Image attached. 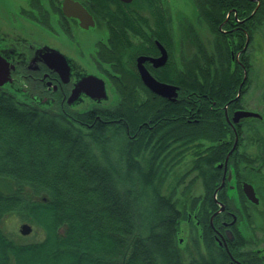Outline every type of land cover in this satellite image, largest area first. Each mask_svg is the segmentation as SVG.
I'll list each match as a JSON object with an SVG mask.
<instances>
[{
  "label": "flooded vegetation",
  "instance_id": "1",
  "mask_svg": "<svg viewBox=\"0 0 264 264\" xmlns=\"http://www.w3.org/2000/svg\"><path fill=\"white\" fill-rule=\"evenodd\" d=\"M20 1L24 7L12 15L25 25L28 34L20 37L11 29L3 33L0 27V56L10 72V82L1 88L20 92L27 101L54 107L58 114L73 119L82 99L95 106L100 103L85 95L67 103L72 90L87 75L102 79L107 88V81L112 85L111 79L121 76L115 72L118 67L122 75L133 72V88L141 100L145 101L149 92L175 102L181 89L175 84V75L182 73L186 121L197 122L204 113L196 108L197 101L208 103L217 125L210 138L214 143L205 138L210 134L204 133L203 140L192 146L202 145L198 148L201 157L212 145L223 155L216 164L211 191H205L207 181L195 178L196 172L187 184L195 179L193 186L199 180L201 190L192 195L195 189L189 188L185 197L197 204L183 222L191 238L189 250L196 256L197 247L205 263L264 264V0H72L91 16L93 26L87 29L77 18L63 14V0ZM47 10L48 18L44 15ZM38 28L53 32L54 45L40 43L39 35L31 38L32 33H39ZM78 32L92 37L81 42ZM45 47L65 57L67 76H62L59 59L58 72L44 63ZM113 54L117 55L112 59ZM139 58L148 60L138 64ZM195 60L200 65L193 70L197 85L191 81ZM140 68L155 81L176 87L174 100L152 93ZM191 153L188 149L184 157ZM191 156L193 165L200 156ZM199 210L208 213L206 222H200ZM180 232L184 229L178 236ZM183 241L178 238L179 243Z\"/></svg>",
  "mask_w": 264,
  "mask_h": 264
},
{
  "label": "trees",
  "instance_id": "2",
  "mask_svg": "<svg viewBox=\"0 0 264 264\" xmlns=\"http://www.w3.org/2000/svg\"><path fill=\"white\" fill-rule=\"evenodd\" d=\"M199 67L195 60L193 85ZM115 72L116 105L73 119L0 88V264H216L202 261L197 247L185 259L178 232L197 204L177 197L178 188L181 197L189 193L184 181L194 172L212 190L223 155L212 145L201 157L202 145H192L204 133L214 143V112L196 101L204 113L186 121L182 73L175 75L178 100L167 102L149 92L141 100L133 72ZM188 149L200 157L166 185ZM10 215L36 226L42 239L9 238L1 223ZM197 215L207 221L205 211Z\"/></svg>",
  "mask_w": 264,
  "mask_h": 264
},
{
  "label": "rangeland",
  "instance_id": "3",
  "mask_svg": "<svg viewBox=\"0 0 264 264\" xmlns=\"http://www.w3.org/2000/svg\"><path fill=\"white\" fill-rule=\"evenodd\" d=\"M24 7L23 1H18V0H0V27H1V31H3V33H6L7 31L9 32V30L11 29L13 31L14 34H18L20 37H23V35H27L28 33H26V28L25 25H23L22 22H18L17 17H15L14 15H12L13 13L18 14V9ZM21 10V9H20ZM182 11H180L179 13H181ZM23 13V12H22ZM44 15L47 16V18L49 17V13L50 11L47 10L46 12L44 11ZM54 13V12H53ZM18 16V15H17ZM15 17V20L14 18ZM13 19V21L11 20ZM178 19V17H176V20ZM51 20H53V18H51ZM11 25L13 27H11ZM39 29V28H38ZM34 30V29H33ZM39 33H32L30 36L32 39H34V37L38 36V40L40 43H47V44H53L54 45V34L53 32H48L46 31V29H39L38 30ZM30 34V33H29ZM78 38L81 40V42L87 41L88 39H90L92 37V34H87V33H80L78 32ZM183 49V45L180 44V50ZM193 51V50H191ZM107 88H106V92H107V99L101 101L98 105H93V103L91 101L82 99V101L80 103H78L77 107L75 108L76 110H78L79 112H83L84 110L91 108V107H100V108H113L116 103H117V97L115 94V90L113 88V86L109 83V81H107ZM3 90H6V88H2ZM47 109L50 110H55L54 107H50L47 106ZM193 157L191 155H185V157L183 158V160L181 161V163L173 170V173L167 178L165 184L168 186H173L175 183V178L180 177L186 170H188L192 165H191V159ZM195 175V172L190 174L188 177H186L184 184H187L189 182V180L191 178H193ZM193 184V182H192ZM192 184L189 183V188L195 189L194 192H192V195H198L201 190H200V181L198 180L193 186ZM180 189L178 188L177 190V197L181 198L182 200L186 201L185 197H181L180 194ZM190 190V189H189ZM168 191V188L165 190V192ZM189 194L187 193L186 196H188ZM184 196V195H182ZM23 224H27L30 227V232L28 234H22L21 233V226ZM1 228L3 230V232L12 240H14L17 243H29V242H36L42 239V232L40 229H38L36 226H33L29 223L23 222L18 216L16 215H10L5 217L2 220L1 223ZM183 228L184 229V233L180 232L178 238H184L182 247L187 246L186 250H185V259L189 260L190 259V255H189V248L190 246V236L188 235V233L185 231L186 227L184 225V223L182 222V224L180 225V229Z\"/></svg>",
  "mask_w": 264,
  "mask_h": 264
},
{
  "label": "water",
  "instance_id": "4",
  "mask_svg": "<svg viewBox=\"0 0 264 264\" xmlns=\"http://www.w3.org/2000/svg\"><path fill=\"white\" fill-rule=\"evenodd\" d=\"M125 3L131 2V0H121ZM62 12L67 17H75L80 21V26L87 29L89 26H93L91 16L86 12V10L77 2L72 0H63L62 2ZM43 61L51 68V70L58 72V59L62 65V76L68 75V65L65 57L62 54H58L55 49L45 47L42 49ZM147 58H139L138 64H141L143 60ZM148 60V59H147ZM150 60V59H149ZM163 60V55L159 58V61ZM9 66L6 60L0 56V88L5 84L10 82ZM140 74L144 84L147 88L154 94L174 100L177 96L176 87L169 86L166 84L159 83L155 81L147 71L140 68ZM85 95L90 100L94 102H101L107 99V92L105 88V83L102 79L94 76L87 75L79 81V83L72 90L70 96L67 99V103L71 104L76 101L79 96ZM30 232V227L27 224L21 226V233L28 234Z\"/></svg>",
  "mask_w": 264,
  "mask_h": 264
}]
</instances>
